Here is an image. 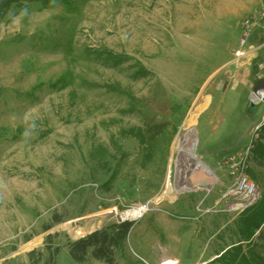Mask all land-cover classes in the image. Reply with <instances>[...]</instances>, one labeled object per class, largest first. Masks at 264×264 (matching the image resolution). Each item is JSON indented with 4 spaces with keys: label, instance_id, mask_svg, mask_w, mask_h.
<instances>
[{
    "label": "rangeland",
    "instance_id": "1",
    "mask_svg": "<svg viewBox=\"0 0 264 264\" xmlns=\"http://www.w3.org/2000/svg\"><path fill=\"white\" fill-rule=\"evenodd\" d=\"M263 15L264 0H0V264H31L55 215L49 231L66 245L70 232L54 229H103L147 204L117 264L183 251L185 264H264V224L248 244L239 223L264 196L253 153L264 99L249 106L264 77ZM205 98L193 141L214 176L194 170L211 188L165 197L176 141ZM148 127L163 128L152 159L138 138ZM244 153L251 201L224 163ZM237 246L245 259L229 256ZM59 264L76 263L65 249Z\"/></svg>",
    "mask_w": 264,
    "mask_h": 264
},
{
    "label": "trees",
    "instance_id": "2",
    "mask_svg": "<svg viewBox=\"0 0 264 264\" xmlns=\"http://www.w3.org/2000/svg\"><path fill=\"white\" fill-rule=\"evenodd\" d=\"M15 1L23 4L24 1L27 2L31 0H10V2ZM149 128L150 127L147 128V133L141 132L142 135H138V138L141 144L146 146L148 150L147 159H152L157 144V135L159 137V133L162 134L161 129L163 130V128L160 127V130L155 133L151 132ZM134 132V130H130L127 135L133 134ZM101 151L102 150H99L98 153L100 154ZM253 153L254 157L261 158L260 161H262V158H264V147L257 144ZM248 171L249 169L247 170V174L249 173ZM62 222L63 219L55 215L52 218V225L44 227V232H48L53 224ZM239 223L241 226V241H246L248 244H251L250 241L255 232L264 224V196L257 205L243 213ZM134 225L135 222L132 221L114 223L77 241H68L66 245L61 244L59 241V233L48 234L44 239L43 247L30 252L28 258L31 264H59L62 253L67 249L68 256L76 264H83L88 258L100 261L104 264H117L116 250L124 247ZM242 249V247L237 246L231 251L229 256L236 254L245 259V257L241 255L243 252ZM228 252L229 251H227L225 255ZM225 255H223L222 258L225 257Z\"/></svg>",
    "mask_w": 264,
    "mask_h": 264
},
{
    "label": "water",
    "instance_id": "3",
    "mask_svg": "<svg viewBox=\"0 0 264 264\" xmlns=\"http://www.w3.org/2000/svg\"><path fill=\"white\" fill-rule=\"evenodd\" d=\"M252 93L253 96H257L259 101H255L252 98L249 100V106L250 108H257L258 104L260 103L261 100L264 99V77L259 78L253 85L252 87ZM193 131L195 132V134H197L196 129L193 128ZM184 136V135H183ZM183 136H181L180 138L182 139ZM196 140H194L192 142V145L185 146L184 149H187L186 151H184V149L182 151H179L176 157V161H175V169H177V171H179V173L175 176L177 177V181H181L183 182V186L186 188V192L189 191H193L194 189H196V186L199 187L200 189H205L207 190L208 188H211V178H208L207 176H205L203 170L209 172L210 175L214 176V172L213 170L206 166L202 161H200L197 156L195 155V147H196ZM186 163V165L184 164ZM201 166V168L203 169H195L194 170V166L196 168V166ZM189 177H191L195 187H192L191 184H189ZM125 220V219H124ZM79 227H73L72 229H74V232L71 233L70 238L74 241H77L79 239H82L88 235H91L93 233H95L96 231H99L101 229H95V230H88L86 232L85 235L80 236L77 235V229ZM59 229H63L62 226L54 229L53 231H58ZM51 231L47 232L48 234Z\"/></svg>",
    "mask_w": 264,
    "mask_h": 264
},
{
    "label": "bare ground",
    "instance_id": "4",
    "mask_svg": "<svg viewBox=\"0 0 264 264\" xmlns=\"http://www.w3.org/2000/svg\"><path fill=\"white\" fill-rule=\"evenodd\" d=\"M241 55V53L239 54ZM253 99L256 101L258 99L257 96H253ZM259 100V99H258ZM209 102V98H205L203 100V102L201 103V105L199 106H195L188 114V117L185 121V125L183 127V138H178V140L176 141L175 144V150L178 151H182L184 149L185 146H187V144L192 143L193 142V128L194 125L197 122V119L201 113V111L207 106ZM189 184H191L192 187L193 186L192 183L189 182ZM186 192V188L183 186V182H179L176 186V189L173 188L171 185H169L167 192L165 194V197H167L168 195H170L172 198H174L175 196H177L178 194H182ZM256 196H254L251 200H253ZM163 198H158L157 201L155 202L156 204H158ZM246 204H242V203H237L233 206V210L237 209V208H241L243 206H245ZM149 211H151V207L150 205H139L137 208L133 209V210H129L125 213L122 214V218L123 219H128L131 221H135L138 220L142 217H144ZM63 230H67L71 233L74 232L73 226L71 224H65L62 226ZM87 232V230L82 229V228H78L77 229V235L83 236L85 235Z\"/></svg>",
    "mask_w": 264,
    "mask_h": 264
},
{
    "label": "built area",
    "instance_id": "5",
    "mask_svg": "<svg viewBox=\"0 0 264 264\" xmlns=\"http://www.w3.org/2000/svg\"><path fill=\"white\" fill-rule=\"evenodd\" d=\"M264 18V15H263ZM251 22H256L253 20H248L246 22V29L249 27V24ZM251 148V147H250ZM248 148V150H250ZM248 156L244 154H233L227 157L225 160V164L227 165L230 173L233 175V178L237 181V184L239 185L240 191L243 193V200L251 201V199L257 195L258 189L256 185L246 176L247 170H248ZM161 264H180L176 260L168 259L163 261Z\"/></svg>",
    "mask_w": 264,
    "mask_h": 264
},
{
    "label": "crops",
    "instance_id": "6",
    "mask_svg": "<svg viewBox=\"0 0 264 264\" xmlns=\"http://www.w3.org/2000/svg\"><path fill=\"white\" fill-rule=\"evenodd\" d=\"M163 220L165 221L166 224H170V221H169L168 217L163 219ZM183 252H181V254H180V256L178 258L171 257L169 255H164V256L159 257V258L158 257L157 258H153V259H151L152 261L150 263L149 262L148 263L149 264H161L165 260L172 259V260H177V262H179L180 264H183V263L185 264L186 255Z\"/></svg>",
    "mask_w": 264,
    "mask_h": 264
},
{
    "label": "flooded vegetation",
    "instance_id": "7",
    "mask_svg": "<svg viewBox=\"0 0 264 264\" xmlns=\"http://www.w3.org/2000/svg\"><path fill=\"white\" fill-rule=\"evenodd\" d=\"M196 140V139H195Z\"/></svg>",
    "mask_w": 264,
    "mask_h": 264
}]
</instances>
